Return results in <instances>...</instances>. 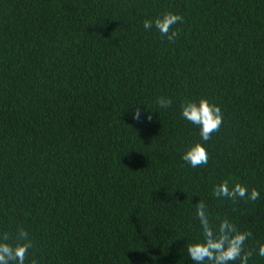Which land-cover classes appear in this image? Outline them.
I'll return each instance as SVG.
<instances>
[{"label": "trees", "instance_id": "trees-1", "mask_svg": "<svg viewBox=\"0 0 264 264\" xmlns=\"http://www.w3.org/2000/svg\"><path fill=\"white\" fill-rule=\"evenodd\" d=\"M166 11L174 43L143 27ZM201 97L223 113L206 142L181 115ZM199 200L264 264V0H0V235L28 232L25 264H195Z\"/></svg>", "mask_w": 264, "mask_h": 264}, {"label": "clouds", "instance_id": "clouds-1", "mask_svg": "<svg viewBox=\"0 0 264 264\" xmlns=\"http://www.w3.org/2000/svg\"><path fill=\"white\" fill-rule=\"evenodd\" d=\"M183 19L180 14L166 11L154 19H145L143 27L149 30L154 26L162 37H167L169 42L174 43L178 32L173 31L172 27L177 23H182ZM157 103L162 108L172 106V100L163 96L158 98ZM181 109L182 117L199 127L203 141L210 140L212 134L220 130L223 123L221 108L210 103L206 98L201 97L198 102L188 101L181 105ZM139 117L140 112L137 109L135 118L139 119ZM149 119H151L150 116ZM182 160L196 168L208 163V153L201 143H195L183 153ZM213 195L231 201L238 199L255 201L260 198V192L256 188H252L249 192L248 188L241 183H235L229 187L228 180L216 184L213 187ZM195 209L203 238L186 245L187 254L191 260L195 264H232L237 260L240 264H248L254 249L246 250L245 244L252 237V232L239 230L228 218L214 225L209 218L207 205L201 200L195 204ZM10 240L11 243H9ZM32 247L33 242L24 228H18L14 237L4 232L0 235V264H25ZM256 251L259 256L264 257V243H260ZM31 264H38V262L32 259Z\"/></svg>", "mask_w": 264, "mask_h": 264}]
</instances>
